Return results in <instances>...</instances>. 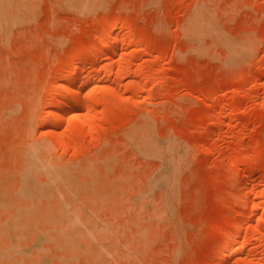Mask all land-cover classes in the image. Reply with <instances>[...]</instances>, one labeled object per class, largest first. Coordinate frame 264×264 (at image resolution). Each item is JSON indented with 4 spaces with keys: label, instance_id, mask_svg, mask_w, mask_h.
Here are the masks:
<instances>
[{
    "label": "rangeland",
    "instance_id": "1",
    "mask_svg": "<svg viewBox=\"0 0 264 264\" xmlns=\"http://www.w3.org/2000/svg\"><path fill=\"white\" fill-rule=\"evenodd\" d=\"M225 245L264 264V0H0V264Z\"/></svg>",
    "mask_w": 264,
    "mask_h": 264
},
{
    "label": "bare ground",
    "instance_id": "2",
    "mask_svg": "<svg viewBox=\"0 0 264 264\" xmlns=\"http://www.w3.org/2000/svg\"><path fill=\"white\" fill-rule=\"evenodd\" d=\"M91 72H92V71H91ZM83 73H84V72L82 71V74H83ZM92 74H94V73L92 72ZM80 75H81V74H80ZM77 77H79V75H78ZM77 77H76V75H75V79H77ZM80 78H81V77H80ZM77 80H79V79H77ZM61 83H62V82H60V84H55L54 87H55L56 85H57V86H60L61 88L67 87L66 89H69L72 93H73L74 91H76V90H75L76 88H75V87H72L74 84L71 83V84H70L71 87H70L68 83H65V82H63L62 84H61ZM64 83L67 84L68 86H67V85H64ZM57 86H56V88H58ZM74 86H76V85H74ZM78 87H79V86H78ZM64 89H65V88H64ZM78 89H79V88H77V90H78ZM67 91H68V90H67ZM68 92H69V91H68ZM71 92H70V93H71ZM77 92H78V91H76L74 94H76ZM78 94H80V93H78ZM76 95H77V94H76ZM67 98H68V97H67ZM67 98H66V99H67ZM71 98H72V96L70 95V98H69V99H71ZM85 99H86V98L83 99L81 95H80V96L77 95V96L73 97L70 101H69V100L67 101V100L64 99V102H66V101L68 102V103H66V104L68 105V108H69V109H68V108H67V109H68L69 111H71V110H74V111H75V110L79 109L80 107H83V105H85V107H86L87 105L89 106V104H88L89 102L86 101L88 98H87L86 100H85ZM54 100L56 101V99H54ZM89 100H90V99H89ZM91 100H92V99H91ZM55 101H54V102H55ZM92 101H93V100H92ZM54 102H53V103H54ZM56 102H57V104H58V101H56ZM87 102H88V103H87ZM93 102H94V101H93ZM90 103H92V102L90 101ZM55 105H56V104H55ZM55 105L53 104L52 106H54L55 108L58 107V106H55ZM91 105H92V106H90L89 108L92 107V109H93V106H94L95 104L92 103ZM88 106H87V108H88ZM54 107H51V108H54ZM55 108H54V109H51V110H50V109L48 110V112H49V114L51 115V118H53V120H54L55 118H56L55 120H57V117H59V116L61 117V114H62V113H59V111H57L58 108H57V110H56ZM89 108H88V109H89ZM80 109H81V108H80ZM80 109H79V110H80ZM93 110H95V109H93ZM91 111H92V110H89V111L87 110L86 112H87V113H88V112L90 113ZM60 112H61V111H60ZM63 112H64V111H63ZM71 112H72V111H71ZM76 112H78V110H77ZM76 112H72L73 118H75V117L78 118V117H79V116L77 115L78 113H76ZM64 113H65V112H64ZM64 113H63V115H64ZM73 113L75 114V116H74ZM89 113H88V114H89ZM92 113L94 114V112H92ZM79 114H80V111H79ZM88 114H87V115H88ZM72 115L68 118L69 121H70V119L72 118ZM76 115H77L78 117H77ZM82 115H83V113H82ZM87 115H86V116H83L82 118L85 117L84 120L87 119V118H86ZM95 115H96V114H95ZM89 116H90V114H89ZM91 116H92V114H91ZM91 116H90V117H91ZM99 117H101V116H99ZM61 118H62V117H61ZM82 118H81V116H80V121L83 120ZM93 118H94V116H93ZM58 119H59V118H58ZM78 119H79V118H78ZM91 119H92V118H91ZM94 119H95V118H94ZM71 120H72V119H71ZM75 120H76V119H75ZM75 120H74V121L72 120V124H73L72 126H74V127H78L76 130H78V132H79V130L81 129V125L78 126V125L80 124V123H79L80 121H79V120L77 121L79 124H75V123H77ZM92 120H93V119H92ZM92 120H90V123H91V124L89 123V119L86 120V122H88L89 125L93 126V124H92V122H91ZM50 121H51V119H50ZM67 121H68V120H67ZM67 121H66V123H67ZM69 121H68V122H69ZM51 122H52V121H51ZM70 122H71V121H70ZM93 122H94V121H93ZM70 124H71V123H70ZM70 124H68V125H69L68 128H65V129L69 130V133L71 132V131H70V130H71V126H70ZM74 124L77 125V126H75ZM65 125H66V124H65ZM65 125H64V126H65ZM91 126H89V127H90V128H93V127H91ZM79 127H80V128H79ZM62 129H63V128H62ZM62 129H61V130H62ZM72 130H73V129H72ZM76 130H74V131H76ZM91 130H92V129H91ZM80 131H82V130H80ZM82 132H83V131H82ZM82 132H79V133H82ZM65 133H66L65 130L60 131V132L58 133V134H59V135H58V139L60 138L59 141H61L60 143H61L62 145H63V144H67V140H66V138H67L68 140L70 139V138H69L70 135H69V136L67 135L68 137H66V136H65ZM71 133L73 134V132H71ZM76 133H77V132H76ZM66 134H67V133H66ZM72 134H71V137L74 136V135H72ZM76 135H77V134H76ZM79 135H81V137L83 136V134H79ZM79 135H78V136H79ZM76 137H77V136H76ZM76 137H75V139L72 137L69 141H71L72 139L75 141V140L77 139ZM81 137H80V138H81ZM64 139H65V140H64ZM82 139H83V137H82L80 140H82ZM73 140H72V141H73ZM78 140H79V139H78ZM78 140H77V142L79 143ZM65 141H66V142H65ZM72 141H71V142H72ZM71 142H68V143L71 144ZM77 142H76V143H77ZM80 142H81V141H80ZM74 143H75V142H73L72 144H74ZM76 145H77V144H76ZM73 147H74V145H73ZM228 246H229V245H225V246L221 249V251H220V253H219V254H220V255H219L220 258L218 257L219 259H217V261H218V260L220 261V262L218 261V262H219L218 264H227V263H228L227 260H226V259H227V254L230 252L229 250H231V249H229V248H231V247H230V246L228 247ZM240 248H241L240 245H239V246H235V248L233 249V252H234V251H235V252H238L239 250H241ZM228 251H229V252H228ZM231 251H232V250H231ZM226 262H227V263H226ZM215 263H216V262H215ZM215 263H214V264H215Z\"/></svg>",
    "mask_w": 264,
    "mask_h": 264
}]
</instances>
